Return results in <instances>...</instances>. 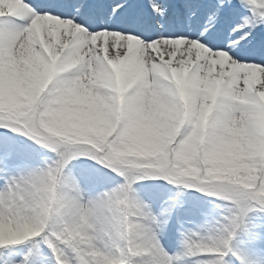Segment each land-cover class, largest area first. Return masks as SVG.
I'll return each instance as SVG.
<instances>
[{
	"label": "snow or ice",
	"instance_id": "obj_1",
	"mask_svg": "<svg viewBox=\"0 0 264 264\" xmlns=\"http://www.w3.org/2000/svg\"><path fill=\"white\" fill-rule=\"evenodd\" d=\"M0 264H264V0H0Z\"/></svg>",
	"mask_w": 264,
	"mask_h": 264
}]
</instances>
